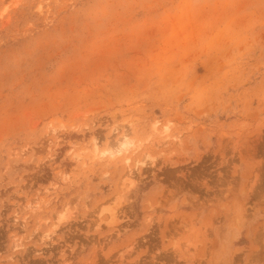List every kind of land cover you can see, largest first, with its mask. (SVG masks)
I'll return each mask as SVG.
<instances>
[{
    "label": "rangeland",
    "instance_id": "rangeland-1",
    "mask_svg": "<svg viewBox=\"0 0 264 264\" xmlns=\"http://www.w3.org/2000/svg\"><path fill=\"white\" fill-rule=\"evenodd\" d=\"M0 264H264V0H0Z\"/></svg>",
    "mask_w": 264,
    "mask_h": 264
},
{
    "label": "bare ground",
    "instance_id": "bare-ground-1",
    "mask_svg": "<svg viewBox=\"0 0 264 264\" xmlns=\"http://www.w3.org/2000/svg\"><path fill=\"white\" fill-rule=\"evenodd\" d=\"M93 139V138H92ZM95 140V139H94ZM130 140L128 139V137H127V134L126 133H123L120 137H118L115 141H114V143H113V147H115V150L117 151V152H119V151H122V149H123V151H124V149L126 148V146L127 145H129L130 144ZM96 145H97V142H96V140H95V147H96ZM94 146V145H93ZM108 150H110V149H108ZM111 150H113V149H111ZM120 153H122V152H120ZM113 154V153H112ZM116 154V153H115ZM119 154V153H118ZM100 155V154H99Z\"/></svg>",
    "mask_w": 264,
    "mask_h": 264
}]
</instances>
